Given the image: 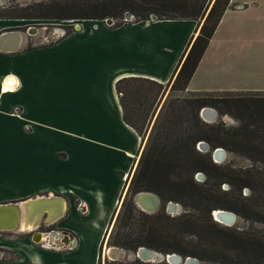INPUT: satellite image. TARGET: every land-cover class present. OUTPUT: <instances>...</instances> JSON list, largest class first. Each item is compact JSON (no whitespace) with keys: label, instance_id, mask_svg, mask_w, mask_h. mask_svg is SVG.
Instances as JSON below:
<instances>
[{"label":"crops","instance_id":"1","mask_svg":"<svg viewBox=\"0 0 264 264\" xmlns=\"http://www.w3.org/2000/svg\"><path fill=\"white\" fill-rule=\"evenodd\" d=\"M19 20L0 17V32ZM78 23L50 42L25 46L22 36L17 49L0 50V202L62 196L55 224L71 235L63 248L57 237L49 245L26 231L0 234L15 253L0 264H99L97 246L145 142L123 118L116 80L166 83L199 27L193 18ZM263 61L264 0H230L185 91H264Z\"/></svg>","mask_w":264,"mask_h":264},{"label":"trees","instance_id":"2","mask_svg":"<svg viewBox=\"0 0 264 264\" xmlns=\"http://www.w3.org/2000/svg\"><path fill=\"white\" fill-rule=\"evenodd\" d=\"M229 1L38 0L19 8L12 5L7 9L9 12L0 13V17L80 21L112 17L111 26L124 22L125 11L134 15V21L149 19L151 13L158 18L196 19L198 33L167 83L143 76H122L116 80L123 118L144 139L142 127L145 122L148 126L169 81L173 79L172 90L185 91ZM71 30L67 29L64 34ZM191 92L194 93L175 94L163 112L167 101L164 100L130 181L134 192L153 191L164 200H178L189 209L172 215L160 206L155 211H146L132 196L126 204L122 199L110 220V242L128 250L144 245L163 253L179 251L225 264H264V230L221 224L211 216L213 209L225 208L242 214L251 222L264 223V94L248 91L217 97L199 94L201 91ZM205 105L217 107L220 113L234 112L239 117L238 125L229 127L222 122L204 120L199 111ZM201 139L210 149L221 145L246 155L252 163L239 168L229 162H215L209 150L201 151L197 147ZM197 170L206 174L201 182L195 180ZM223 182L230 187L222 189ZM245 187L249 188L247 194L242 193ZM186 234L195 236L185 241L193 248L183 251L172 247L177 236ZM111 264L169 263L135 257L113 260Z\"/></svg>","mask_w":264,"mask_h":264},{"label":"rangeland","instance_id":"3","mask_svg":"<svg viewBox=\"0 0 264 264\" xmlns=\"http://www.w3.org/2000/svg\"><path fill=\"white\" fill-rule=\"evenodd\" d=\"M33 1H38V0H0V13L9 12V10H7V9H9L12 5H16L19 8V7H21V6L25 5V4L31 3ZM4 18H7V17H4ZM17 19H20V18H17ZM133 19H134V17H133ZM79 21L80 20H77V19L76 20H64V19H29V20H27V19H24V20H19L18 28L23 32V38H24V41L26 43L25 46H29V45H32V44H41V42L42 43L50 42V41L54 40V38L61 36L62 29L65 30V31L67 29L74 30L75 29L74 28L75 27V23H77ZM201 21H202V19H201ZM30 25L37 26V28H38L37 33L32 32V34H29L26 31V30H30V29H28ZM46 25L55 26V30H49V31L46 32L45 27H44ZM57 28H59V30ZM65 31H64V33H65ZM42 34H44L45 38L44 37H40ZM258 78H260V83L264 84V61H263V68H262L261 74L258 76ZM172 83H173V79H171V81H169V83L167 84V87H166V89L164 91V94H163L160 102L158 103V105H157V107H156V109H155V111L153 113V116L151 117V120H150L148 126H145V124H146V122H145V124L142 127V133H143V137H144L143 140H145V142H146V140L148 138V134H149V132L151 130V127L153 125L155 116L157 115V113L159 111V108L163 104L164 100H167V101L164 104L163 112L165 111V108L167 106L166 105L167 102L169 100L173 99V97H175V94L191 95V94L194 93V92H191V91L172 90L171 89ZM239 92L241 93V92H244V91H207V92L206 91H201V92H198V93L202 94V95L207 94L209 96L227 97V96H230V95H233V94H238ZM257 92H259V94H264V91H257ZM165 97H167V98L165 99ZM221 105H223V104L221 103ZM208 106H210V105H208ZM216 106L219 109H221V106L219 104L216 105ZM217 112H218L217 117L214 120L208 121V122H213V123L222 122V123H224L225 126H229V127L238 125L239 117L236 116L234 114V112H226L225 111V112H221L220 113L218 110H217ZM201 140H204V139H201ZM218 146H221V145H218ZM222 147L225 149L226 154L224 156V159L221 162H218V163H227V162H229L233 167H239V168L247 166V165L252 163L251 159L249 157H247L246 155H244V154H242V153H240V152H238L236 150H233V149H230V148H226L224 146H222ZM200 150L201 151H205V150H202V149H200ZM211 150L212 149L209 148L210 152H211ZM212 159H213V157H212ZM213 161H214V159H213ZM178 171L179 170H177L174 173H176V175H177ZM199 172H201V175H198ZM174 173H173V175L175 177H177ZM133 174H134V171L131 172L128 175L127 179H126L127 183L125 185V189L123 191V197H122V199H124V204H126L128 202L130 196H132L133 199H134V194L136 193V192L133 191L134 187L132 185H130V181L132 179ZM194 177H195V180L201 182V181H203L206 178V174H205V172L203 170H197V172H195V174H194ZM229 187H230V185L227 182H223L222 185H221L222 189H228ZM242 193L243 194L249 193V188L245 187L243 189ZM160 199H161L160 207H164L165 210H166V205H167L168 201H173L174 203L178 202V203L181 204V207H182L181 211H177L176 209L173 210V211L166 210V211H169V213L172 214V215L178 214V213L184 211L185 209H189V206L188 207L184 206L183 203L178 201V200H174V199L173 200H171V199L170 200H164L161 197H160ZM190 203L193 205L192 202H190ZM235 213H236V218H235V221L232 224V226H235L237 228H246V227L253 226V227H256L257 229L264 230V223L251 222L248 218H246L242 214L237 213V212H235ZM211 216L214 219L212 213H211ZM221 224H223V223H221ZM19 228L25 229L26 227L21 226ZM26 229H29V228H26ZM23 231H26V230H20L21 233ZM108 232L109 233H107L105 235V237H104V241H103V244H102V247H101V251H100L101 241L99 242V244L97 246V253L98 254L100 253L99 256H98V260L100 261V264H111L112 261L114 260V259H111L106 254L107 246L108 245H114V244H112L110 242V238H109L110 231H108ZM42 238H44L46 240H49L50 236L46 232V234L42 235ZM177 238H178L177 240H174L172 242V244H173L172 247H178V248H180L183 251H185L187 249H190V247L193 248L190 244L188 246V244L185 243V241H187L188 239L195 238V236L193 234H186L183 237L177 236ZM50 241H52V240L50 239ZM44 243L45 244H49L47 242H44ZM153 249H155V248H153ZM156 250H158V249H156ZM132 251H134V250L126 249L124 254H122V256L120 258L115 259V260L126 261V260H130V259L135 258V257L131 256V252ZM158 251H160V250H158ZM200 251H203V250H200ZM160 252H162V251H160ZM171 252L179 253L183 257H185L187 255H190V254H186V253H180L179 251H171ZM191 256H194V255H191ZM194 257H197V256H194ZM198 261H199L198 264H225V263H221V262H215V261H212V260L200 259V258H198ZM148 262H150V261H148ZM241 264H246V263H241Z\"/></svg>","mask_w":264,"mask_h":264},{"label":"water","instance_id":"4","mask_svg":"<svg viewBox=\"0 0 264 264\" xmlns=\"http://www.w3.org/2000/svg\"><path fill=\"white\" fill-rule=\"evenodd\" d=\"M133 17L134 15L130 11H125L123 20L124 21L131 20L133 19ZM150 18L155 19L157 18V15L155 13H151ZM104 21L107 24H112L114 22L112 17H106ZM79 26L80 24L78 22L75 23V28H78ZM44 27H45L46 32L49 30H52V25H46ZM35 28H37V26L30 25L28 28L30 30H28V32L31 33V30L35 31ZM57 29L59 30V28ZM19 31L21 30L20 29H10V30H5V31L0 32V50L5 51V50L17 49L21 44L19 43V39H20ZM21 33L23 35L22 31ZM199 113L201 117L206 121H212L218 115L217 110L214 107L208 106V105L202 106ZM197 147L202 150H209V145L204 140L198 141ZM225 154H226V151L222 146H215L211 150V156L213 157L215 162H221L224 159ZM198 175H201V172H199ZM141 198H151L152 200H154V203L153 205L148 206L147 204H145V202L141 201ZM134 200L140 208L146 211H155L161 203L160 196L156 192L146 191V190L137 191L134 194ZM57 201H59L58 203H60L61 205L63 204V205L60 207L56 206L55 208H52L50 204L56 203ZM64 204H65V198L62 196H58V195L35 196L33 198H28L26 200H23L19 202V204L15 202L0 204L1 211H8V213H10L9 222H8V219L0 220V228L15 227L18 223L19 214L22 211L21 210L22 206L23 207L29 206V208L25 212V219L27 221L33 220V222L36 224L40 220V217H41L40 214H42V212L44 211H47V212L52 211L51 212L52 215H49L48 217L46 215V218L44 219L46 223H50L51 221L58 218L60 215L64 213V210H65ZM166 207H167V210L169 211H173L175 209L177 211H181V208H182L180 203L178 202L174 203L173 201H168ZM211 213L216 221L223 223L225 225H232L236 218V213L233 210H229L225 208H215L212 210ZM6 223H8L7 226H5ZM107 249L112 251V253L109 255L107 254V256H109L111 259H114V260L120 258L122 254H124V252L126 251L125 248L117 246V245H108ZM131 256L138 257L143 261H150V262H159V261L165 260L169 262L170 264H198L199 262L197 257L191 256V255H187L183 257L181 254L176 253V252L163 253L156 249H153L151 247L144 246V245H141L136 250L132 251Z\"/></svg>","mask_w":264,"mask_h":264},{"label":"flooded vegetation","instance_id":"5","mask_svg":"<svg viewBox=\"0 0 264 264\" xmlns=\"http://www.w3.org/2000/svg\"><path fill=\"white\" fill-rule=\"evenodd\" d=\"M9 202L10 201H8V202H0V204H5V203H9ZM11 202H15V203L19 204V202H21V201L20 200H14V201H11ZM166 210H167V207H166ZM167 212H169V211H167ZM63 214L60 215L58 218L63 216ZM45 216L46 215L44 214L43 217L40 219L39 223L36 226L31 227L30 225H28L29 229H26V233L30 236V238L33 241L41 242L43 244L44 242H46V239L42 238V235L46 234V232H47V234H49V236L51 238L52 237H57L59 239L61 247H63V248L68 247V245H67L68 242L67 241L69 240V237L71 236L69 234V231L66 230L65 228L56 226L55 221L58 218H56L55 220L51 221L50 223H46L45 220H44L46 218ZM20 230H25V229L17 228L16 226L12 227V228H8V227L6 228L5 227V228H0V234L2 236H6V237H11V238L16 237L17 238V237H19L21 235ZM37 235H40L38 239L36 238ZM54 244L55 243H52V245H54ZM12 256L14 257L15 253H12V251L8 250L7 248H5L3 245L0 244V258H8V257H12Z\"/></svg>","mask_w":264,"mask_h":264},{"label":"bare ground","instance_id":"6","mask_svg":"<svg viewBox=\"0 0 264 264\" xmlns=\"http://www.w3.org/2000/svg\"><path fill=\"white\" fill-rule=\"evenodd\" d=\"M81 21H85V20H81ZM32 26V25H31ZM82 27V26H81ZM52 30H55V26H52ZM37 31H38V28H35V31L33 30H31V32H35V33H37ZM22 33H21V31H19V43H21V41H22ZM12 83V82H11ZM151 198H141V201H143V202H145V204H147L148 206H151V205H153V203H154V200H152ZM54 205H56L55 203H52V204H50V206L52 207V208H55V206ZM63 205V204H62ZM61 205V206H62ZM58 207H60V206H58ZM22 209V211L20 212V214H19V219H18V223H17V225H16V227L17 228H19V227H21V226H23V227H26V228H29L28 227V225H30L31 227H34V226H36L38 223H34L33 222V220H30V221H27L26 219H25V212L27 211V209L29 208V206H25V207H21ZM23 208H24V210H23ZM25 208H26V210H25ZM64 208H65V210H64V212L66 211V205L64 204ZM59 209V208H58ZM20 211V210H19ZM3 212V213H2ZM52 211H49V212H47V211H44V212H42V214H40V219L43 217V215L45 214V215H47V217L49 216V215H52V213H51ZM9 217H10V213H8V211H1L0 210V220L1 219H4V220H6V219H8V222H9ZM46 217V216H45ZM40 221V220H39ZM1 225H3V224H1ZM8 225V223H6L5 224V226H7ZM26 228H25V230H26ZM41 235V234H40ZM40 235H38V236H40ZM112 253V251L111 250H108V249H106V254H111Z\"/></svg>","mask_w":264,"mask_h":264},{"label":"built area","instance_id":"7","mask_svg":"<svg viewBox=\"0 0 264 264\" xmlns=\"http://www.w3.org/2000/svg\"><path fill=\"white\" fill-rule=\"evenodd\" d=\"M114 20V19H113ZM104 21V20H103ZM105 22V21H104ZM107 24V23H106ZM111 25V24H110ZM75 28V27H74ZM27 32H28V30H26ZM64 31L65 30H63L62 29V31H61V35H63L64 34ZM29 33V32H28ZM29 34H32V33H29ZM86 206V204H85V202L84 201H78L77 202V208L79 209V210H81V211H84L85 210V207Z\"/></svg>","mask_w":264,"mask_h":264}]
</instances>
